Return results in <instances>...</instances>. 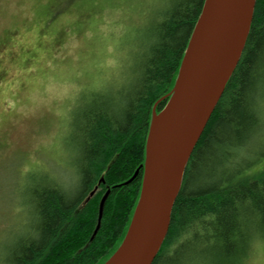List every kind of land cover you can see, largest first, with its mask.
I'll list each match as a JSON object with an SVG mask.
<instances>
[{
	"label": "trees",
	"instance_id": "1",
	"mask_svg": "<svg viewBox=\"0 0 264 264\" xmlns=\"http://www.w3.org/2000/svg\"><path fill=\"white\" fill-rule=\"evenodd\" d=\"M203 4L167 0L150 24L136 83L117 98L93 93L77 104L70 139L80 151L79 186L69 194L52 178L49 187L37 181L33 237L18 243L9 264H105L116 252L139 199V181L126 180L145 160L153 109L160 112L171 96ZM261 97L264 0H256L243 53L191 154L152 264H245L264 248V170L242 178L253 162L237 161L260 131ZM100 177L112 190L93 237L101 195L83 200Z\"/></svg>",
	"mask_w": 264,
	"mask_h": 264
},
{
	"label": "rangeland",
	"instance_id": "2",
	"mask_svg": "<svg viewBox=\"0 0 264 264\" xmlns=\"http://www.w3.org/2000/svg\"><path fill=\"white\" fill-rule=\"evenodd\" d=\"M166 2L0 0V264L33 237L37 181L76 184L74 109L136 83ZM259 103L260 131L239 151L238 162H253L242 178L264 170V97ZM245 264H264V248Z\"/></svg>",
	"mask_w": 264,
	"mask_h": 264
},
{
	"label": "water",
	"instance_id": "3",
	"mask_svg": "<svg viewBox=\"0 0 264 264\" xmlns=\"http://www.w3.org/2000/svg\"><path fill=\"white\" fill-rule=\"evenodd\" d=\"M255 4L204 0L171 96L160 112H152L141 193L128 231L105 264H152L156 258L191 154L243 53Z\"/></svg>",
	"mask_w": 264,
	"mask_h": 264
},
{
	"label": "flooded vegetation",
	"instance_id": "4",
	"mask_svg": "<svg viewBox=\"0 0 264 264\" xmlns=\"http://www.w3.org/2000/svg\"><path fill=\"white\" fill-rule=\"evenodd\" d=\"M144 164H145V160H144V162H142V163L139 164V166L134 171V173L131 175V177L126 180V184L127 183L129 184L131 182L139 181V183H140V186H139V197H140L141 188H142V182H143ZM76 171L78 172L77 166H76ZM80 180H81V177H80L79 173H77V182H76V184L75 183L70 184V189H65L64 183L63 184L62 183H59L60 181H56V183L59 184V186H60V188H61L62 191L67 192L69 194H72V193L74 194L75 190L79 186ZM47 183H48L47 186L49 187V180L47 181ZM35 187H36V185L33 188H35ZM104 189H105V191H104ZM111 190H112L111 185H108L106 183V181L104 180V178L103 177H100L94 183L93 187L88 190V192H87L88 194L84 197L83 202L85 204L91 198H93L95 196L97 197V196H100L101 195L100 198H99V211H100L102 199L106 195L108 197V195L110 194ZM102 192H104V193H102Z\"/></svg>",
	"mask_w": 264,
	"mask_h": 264
},
{
	"label": "bare ground",
	"instance_id": "5",
	"mask_svg": "<svg viewBox=\"0 0 264 264\" xmlns=\"http://www.w3.org/2000/svg\"><path fill=\"white\" fill-rule=\"evenodd\" d=\"M99 215H100V211H99ZM98 223H99V216H98ZM98 223H97V225H98ZM100 223H101V221H100ZM97 227V226H96Z\"/></svg>",
	"mask_w": 264,
	"mask_h": 264
}]
</instances>
